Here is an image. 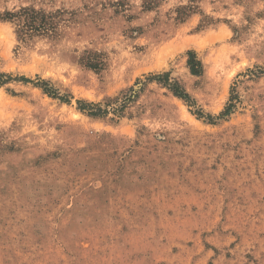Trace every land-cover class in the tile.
<instances>
[{
    "label": "rangeland",
    "instance_id": "obj_1",
    "mask_svg": "<svg viewBox=\"0 0 264 264\" xmlns=\"http://www.w3.org/2000/svg\"><path fill=\"white\" fill-rule=\"evenodd\" d=\"M0 74V264H264V0H0Z\"/></svg>",
    "mask_w": 264,
    "mask_h": 264
},
{
    "label": "trees",
    "instance_id": "obj_2",
    "mask_svg": "<svg viewBox=\"0 0 264 264\" xmlns=\"http://www.w3.org/2000/svg\"><path fill=\"white\" fill-rule=\"evenodd\" d=\"M18 18L22 22V28H21V33L22 34H27V32L30 33H46L52 30V25L50 21L48 20V17H46L44 14L41 12H35L34 10L30 9H24L21 12L18 13ZM188 64L190 66L192 74H197V72L193 68L194 61L193 59H190L188 61ZM198 65V63H197ZM5 75L0 74V78L4 77ZM22 81L28 82L26 79H21ZM175 95L182 97V95H178L175 93ZM232 101V100H230ZM80 105L79 109L81 111L84 110V108H92L96 109L94 112H90L89 115L91 116H99L101 113V110L98 108V105H93V104H84L79 102ZM232 110V105L228 104V106L225 108L224 112L221 114V116H226L230 113Z\"/></svg>",
    "mask_w": 264,
    "mask_h": 264
}]
</instances>
